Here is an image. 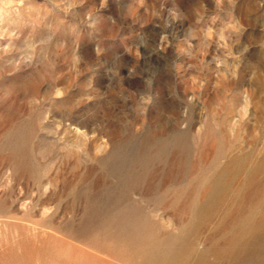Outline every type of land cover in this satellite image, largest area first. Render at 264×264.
Wrapping results in <instances>:
<instances>
[{
  "label": "rangeland",
  "instance_id": "obj_1",
  "mask_svg": "<svg viewBox=\"0 0 264 264\" xmlns=\"http://www.w3.org/2000/svg\"><path fill=\"white\" fill-rule=\"evenodd\" d=\"M0 264H264V0H0Z\"/></svg>",
  "mask_w": 264,
  "mask_h": 264
},
{
  "label": "bare ground",
  "instance_id": "obj_2",
  "mask_svg": "<svg viewBox=\"0 0 264 264\" xmlns=\"http://www.w3.org/2000/svg\"><path fill=\"white\" fill-rule=\"evenodd\" d=\"M248 227H249V226H248ZM251 227H252V226H250L249 228H251ZM249 228H248V229H249ZM252 229H253V228H252ZM242 231H243V230H242ZM247 232H249V231L247 230ZM243 233H244V232H243ZM243 233H242V234H243ZM252 233H253V231H252ZM239 235H240V234H239ZM251 235H252V234H251ZM234 236H236V235H234ZM237 236H238V235H237ZM242 236H243V235H242ZM240 237H241V236H240ZM240 237H239V238H240ZM243 237H244V236H243ZM249 237H250V236H249ZM254 237H256V236H254ZM247 238H248V237H247ZM230 239H232V238H230ZM237 239H238V238H237ZM232 241H233V239H232ZM232 241H231V242H232ZM234 241H235V240H234ZM231 242H230V243H231ZM244 242H245V241L243 240L241 243L243 244ZM245 244H246V242H245ZM232 245H233V244H232ZM236 245H237V244H235L234 246H236ZM248 245H249V243H248ZM241 246H242V245H241ZM244 246H246V245H244ZM249 246H250V245H249ZM251 246H253V245H251ZM254 246H255V245H254ZM230 248H231V247H230ZM233 248H234V247H233ZM233 248H231V249H233ZM236 248H237V247H236ZM236 248H235V249H236ZM250 248H251V247H250ZM227 251H228V250H227ZM232 251H233V250H232ZM232 251H231V252H232ZM238 251H240V250H238ZM250 252H251V251H250ZM250 252H249V253H250ZM242 253H243V252H242ZM224 254H225V253H224ZM238 254H239V253H238ZM245 254H246V253H245ZM245 254H243V255H245ZM232 255H234V253H233ZM236 256H237V254L234 255L233 257H236ZM229 257H230V256H229ZM231 257H232V256H231ZM238 257H239V256H238ZM236 258H237V257H236ZM237 259H238V258H237ZM237 259H236V260H237ZM232 260H233V258H232ZM237 263H238V262H237Z\"/></svg>",
  "mask_w": 264,
  "mask_h": 264
},
{
  "label": "clouds",
  "instance_id": "obj_3",
  "mask_svg": "<svg viewBox=\"0 0 264 264\" xmlns=\"http://www.w3.org/2000/svg\"><path fill=\"white\" fill-rule=\"evenodd\" d=\"M79 62V58L78 57H75L74 58V65H73V68L75 69V64Z\"/></svg>",
  "mask_w": 264,
  "mask_h": 264
}]
</instances>
